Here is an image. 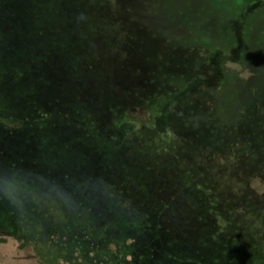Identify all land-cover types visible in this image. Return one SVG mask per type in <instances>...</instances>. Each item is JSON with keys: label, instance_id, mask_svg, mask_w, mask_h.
I'll return each instance as SVG.
<instances>
[{"label": "rangeland", "instance_id": "1", "mask_svg": "<svg viewBox=\"0 0 264 264\" xmlns=\"http://www.w3.org/2000/svg\"><path fill=\"white\" fill-rule=\"evenodd\" d=\"M237 241L264 245V0H0V264Z\"/></svg>", "mask_w": 264, "mask_h": 264}, {"label": "trees", "instance_id": "2", "mask_svg": "<svg viewBox=\"0 0 264 264\" xmlns=\"http://www.w3.org/2000/svg\"><path fill=\"white\" fill-rule=\"evenodd\" d=\"M205 151H210V149L206 148ZM206 154L209 155V153H206ZM210 165H212V164H210ZM206 196H205V199H206ZM246 223H248V222H246ZM235 225L237 226V223ZM125 227H127V226H125ZM253 229H254V227L250 228L249 231H251ZM5 244L9 249H12V250L17 249V246L19 245L17 243V241H15L14 239H12V243L11 242H5ZM245 245L242 246V244L239 243L238 241L236 243L233 242L232 246L234 247V252L231 253V257H234V264H264V245H262L260 247H257V246H250L249 247V246H247V245L245 246ZM220 257L224 258V263H222V264H227V262L231 261V260H226L224 253H222V255ZM0 258H1V256H0Z\"/></svg>", "mask_w": 264, "mask_h": 264}, {"label": "clouds", "instance_id": "3", "mask_svg": "<svg viewBox=\"0 0 264 264\" xmlns=\"http://www.w3.org/2000/svg\"><path fill=\"white\" fill-rule=\"evenodd\" d=\"M7 185H8V182H7V181H5V186L7 187Z\"/></svg>", "mask_w": 264, "mask_h": 264}]
</instances>
